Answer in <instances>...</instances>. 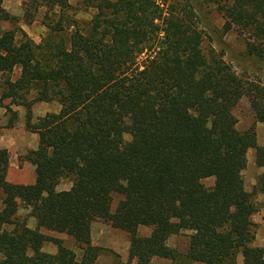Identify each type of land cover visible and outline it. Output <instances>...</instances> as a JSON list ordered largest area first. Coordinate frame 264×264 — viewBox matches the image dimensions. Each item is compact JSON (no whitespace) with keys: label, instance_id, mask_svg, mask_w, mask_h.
Instances as JSON below:
<instances>
[{"label":"trees","instance_id":"1","mask_svg":"<svg viewBox=\"0 0 264 264\" xmlns=\"http://www.w3.org/2000/svg\"><path fill=\"white\" fill-rule=\"evenodd\" d=\"M69 1L22 0L25 25L46 9L39 43L21 29L0 34V103L27 108L25 129L38 136L25 157L31 184L7 181L9 153L0 149V264H95L97 221L129 237L127 260L115 264H236L238 255L241 264H264L251 220L254 196L264 194V147L255 131L264 123V78L203 52L190 0H80L93 11L84 25L68 20ZM217 3L223 30L246 38L247 54L264 59V0ZM0 20L19 21L2 0ZM243 98L254 121L239 131L232 111ZM41 102L59 109L33 124L29 108ZM249 149L263 170L251 192L242 178ZM208 178L211 186L202 183ZM65 179L69 190L56 191ZM20 207L35 229L19 218ZM39 229L66 235L80 256ZM182 232L185 254L166 244ZM45 243L56 252L43 251Z\"/></svg>","mask_w":264,"mask_h":264},{"label":"rangeland","instance_id":"2","mask_svg":"<svg viewBox=\"0 0 264 264\" xmlns=\"http://www.w3.org/2000/svg\"><path fill=\"white\" fill-rule=\"evenodd\" d=\"M22 3V2H21ZM70 9L67 11L68 20H78L81 25L87 23L92 14V10L83 11L80 8V0H70ZM192 7L196 12V22L198 28L202 32L203 41H202V49L205 54H208L210 51H214L216 53L223 54V59L229 63L233 69L238 74H246V77L250 79L253 78H264V59L258 60L255 56H250L247 54V39L243 38L234 30L224 31L223 25L225 23V18L223 16V12L219 8L217 0H190ZM22 9V6H21ZM46 13V9L41 8L38 10L35 15L33 22L29 25L23 24V22L19 19L17 23H11L9 21L0 20V34L7 30L21 29L24 31L27 36L32 39L35 43H39L41 38L46 34V29L43 26L42 22ZM53 17V16H52ZM19 36V33H17ZM18 75V70L16 69L13 74H11L10 79L14 80ZM3 76H0V91L2 90ZM29 99V96L27 97ZM9 101V100H8ZM7 102V101H6ZM2 104V103H0ZM51 106H54L58 111L59 106L56 102H51ZM4 105V103L2 104ZM37 103L33 104L30 108V121L31 123H36V119L38 117H42L43 115L37 114L34 110ZM18 108H22L24 114V126L27 114V108L24 106H15ZM56 111V112H57ZM55 112V113H56ZM233 114L237 119L236 129L239 131L247 130L251 124L253 123V115L249 109L248 103L246 99H241L238 105L233 109ZM260 123H256L255 126ZM260 139L264 140V131L259 132ZM125 140H129L130 137L128 135L124 136ZM27 176H29L30 180H34V168L32 170L25 171ZM63 185H67L69 183L68 180L60 181ZM205 186H211L213 184V179L208 178L202 181ZM1 207V205H0ZM23 208H19L18 216L19 218L26 217L21 211ZM254 224V223H253ZM255 224L253 229H255ZM46 232V231H45ZM141 236L145 233L150 232V229L145 227L140 229ZM187 234L188 232H182L178 235H174L170 237L167 241V246L170 248L179 247V242L182 241V248L185 250L186 242H187ZM53 237L62 239L66 247L75 251L77 257L80 256V251L77 250L74 246L72 239L67 237L64 234L54 233ZM91 242L94 246H97L102 249V252L99 256L98 261L95 264H105L106 261L110 262V264H115L117 261H122L118 253H115V250L121 251L124 247L125 243L129 242V237L126 233L113 229L109 225L104 224L102 222H94L91 225ZM50 246V249L53 250L56 248L52 244H47L46 247ZM45 250H47L45 248ZM127 260V259H126ZM125 260V261H126ZM122 261V262H125ZM156 263L154 264H158ZM132 264V263H131ZM135 264V263H134ZM179 264V263H178Z\"/></svg>","mask_w":264,"mask_h":264},{"label":"crops","instance_id":"3","mask_svg":"<svg viewBox=\"0 0 264 264\" xmlns=\"http://www.w3.org/2000/svg\"><path fill=\"white\" fill-rule=\"evenodd\" d=\"M22 0H2V7L3 9L11 16L17 18L18 20L22 19ZM22 21V20H21ZM1 94V91H0ZM7 101V102H6ZM4 103V105H2ZM2 104H0V149H6L9 153V167L7 172V181L12 184H31L33 181L30 180L28 174L25 171H30L33 169V166L25 160V157L28 152L36 150L38 146V136L35 133L29 132L25 129L24 126V114L22 108L15 107L13 105H9L8 100H3ZM7 106L10 108V111L7 110ZM35 112L37 114H47V113H55L57 110L54 106H51L50 103H37L35 106ZM256 131V143L259 147H264V140L260 139L259 132L264 131V123L257 124L255 126ZM254 149H249L246 153V166L242 171V178H243V186L245 191L251 192L256 185L257 177L263 172L261 168L256 167L255 160H254ZM71 184L70 182L67 185H63L59 182L56 186V191H67L69 190ZM254 201L257 204V211L252 216L251 220L252 223L255 224L254 231V239L252 242L253 247L262 248L264 249V194L256 193L254 196ZM1 205V202H0ZM1 208V207H0ZM23 214L26 215V226L29 229L36 228V221L33 217L28 216L29 209L23 208ZM19 212V211H18ZM19 215V214H18ZM145 228L140 226L137 230L138 234L140 235V229ZM45 229H39V232L52 236L54 232L46 231ZM148 233L142 235V237L148 236ZM141 236V235H140ZM56 238V237H55ZM47 244L45 243L42 247L43 251L47 253L54 254L56 250L53 248L50 249V246L46 247ZM54 246V245H53ZM189 242L187 237L186 247L185 250L180 249L182 248V241L179 242V247L173 248L176 251L185 254L188 250ZM55 247V246H54ZM128 247L129 242L125 243L124 247L121 251L115 250V253H118L122 261H125L128 256ZM45 248L47 250H45ZM56 248V247H55ZM100 256V255H99ZM264 258V255H263ZM99 257L97 258L96 262L98 261ZM158 264H171L170 261L167 259L161 258H153L150 264L156 263ZM136 264V261L133 260L132 264ZM242 263V257L238 255L236 259V264ZM105 264H110L107 262ZM192 264H201V263H192Z\"/></svg>","mask_w":264,"mask_h":264}]
</instances>
